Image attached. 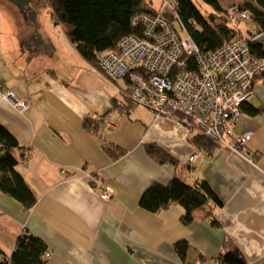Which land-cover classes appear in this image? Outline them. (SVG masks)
<instances>
[{
	"label": "crops",
	"instance_id": "obj_1",
	"mask_svg": "<svg viewBox=\"0 0 264 264\" xmlns=\"http://www.w3.org/2000/svg\"><path fill=\"white\" fill-rule=\"evenodd\" d=\"M256 39L264 49V33ZM123 88L76 51L62 26L10 25L0 16V91L27 103L19 110L0 94V124L16 137L17 169L37 196L25 209L0 191V253L9 256L27 230L45 242L47 264H216L224 244L247 264H264V81L255 77L247 101L260 112H241L235 128L250 133L248 158L193 145L179 119L129 102ZM153 148L176 165L159 162ZM199 149L188 180H205L221 200L210 217L196 209L185 225L179 204L140 207L152 182L167 183ZM181 238L185 260L173 246Z\"/></svg>",
	"mask_w": 264,
	"mask_h": 264
},
{
	"label": "built area",
	"instance_id": "obj_2",
	"mask_svg": "<svg viewBox=\"0 0 264 264\" xmlns=\"http://www.w3.org/2000/svg\"><path fill=\"white\" fill-rule=\"evenodd\" d=\"M176 7V0H159L155 13L136 14L134 21L143 26L141 35H126L115 48L103 51L99 55L100 69L110 80H122L127 85L123 91L129 102L156 116L177 118L189 134L198 132L248 158L250 133H238L235 128L241 106L254 93V79L264 69V56L250 49V41L258 35L255 24L247 12L239 13L250 33L202 54L180 22ZM233 12L229 8L228 13ZM193 57L194 67L189 65ZM0 94L19 110L27 107L10 91ZM91 118L99 119L97 115ZM202 151L192 153L187 164L190 166ZM100 190V196L107 199L110 188ZM45 255H49L48 249Z\"/></svg>",
	"mask_w": 264,
	"mask_h": 264
},
{
	"label": "trees",
	"instance_id": "obj_3",
	"mask_svg": "<svg viewBox=\"0 0 264 264\" xmlns=\"http://www.w3.org/2000/svg\"><path fill=\"white\" fill-rule=\"evenodd\" d=\"M176 1V12L180 22L202 54L216 50L233 37L246 36L250 33L247 28L242 32L230 22V19L237 18L241 12L249 14L257 34L264 33V0H239L230 5L234 10L233 14H228L227 9L217 7L214 13L209 14L207 20L198 18L189 1ZM48 7L53 22L62 26L76 51L98 69L99 55L103 51L115 48L126 35H141L143 26L134 21L136 14L156 12L153 0H48ZM250 49L254 54L264 56V49L256 38L250 41ZM189 65L193 67L196 65L195 57L190 60ZM256 78L264 81V69ZM260 110L261 107H254L247 102L241 106V112L247 115H256ZM189 138L197 147L208 148L214 143L198 132H193ZM17 146L16 137L7 127L0 124V191L17 200L23 208L30 209L35 204L37 196L17 169L19 160L13 152ZM151 152L159 158V162L167 161L176 165V162L156 148ZM189 168V165L188 168L183 166L176 168V172L167 183L152 182L140 195V207L156 213L173 204H179L183 207L180 220L185 225L196 218L194 214L196 209H205L204 216L210 217V211L220 206L222 202L205 180L189 182ZM210 223L217 225L214 217L210 219ZM173 246L179 257L185 260L187 240L178 239ZM46 251L47 246L40 237L22 230L16 237L11 254L9 256L1 254L0 264H47ZM215 262L247 264L238 248L226 244Z\"/></svg>",
	"mask_w": 264,
	"mask_h": 264
},
{
	"label": "rangeland",
	"instance_id": "obj_4",
	"mask_svg": "<svg viewBox=\"0 0 264 264\" xmlns=\"http://www.w3.org/2000/svg\"><path fill=\"white\" fill-rule=\"evenodd\" d=\"M187 1H189L190 5L195 9V14L200 20H207L209 14L214 13L217 7L227 9L228 12L230 5L239 2V0ZM153 5L157 8L159 5V0H153ZM0 16L6 20L7 24L10 25L18 26L23 24L29 25L33 28L40 26H61L60 24H55L53 22L49 12L48 0H31L24 9H21L17 4L10 0H0ZM232 19H230V22L233 27H237L242 32H245L246 28L248 27L247 22L239 19L238 17ZM119 83L122 86L127 87V85L122 80H119Z\"/></svg>",
	"mask_w": 264,
	"mask_h": 264
},
{
	"label": "water",
	"instance_id": "obj_5",
	"mask_svg": "<svg viewBox=\"0 0 264 264\" xmlns=\"http://www.w3.org/2000/svg\"><path fill=\"white\" fill-rule=\"evenodd\" d=\"M10 1L17 4L21 9H24L30 3V0H10Z\"/></svg>",
	"mask_w": 264,
	"mask_h": 264
}]
</instances>
